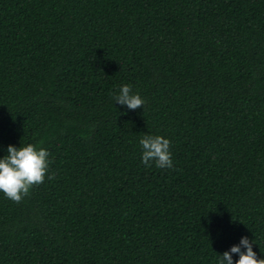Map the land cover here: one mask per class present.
Listing matches in <instances>:
<instances>
[{
	"label": "trees",
	"instance_id": "trees-1",
	"mask_svg": "<svg viewBox=\"0 0 264 264\" xmlns=\"http://www.w3.org/2000/svg\"><path fill=\"white\" fill-rule=\"evenodd\" d=\"M28 143L55 179L0 192V264L264 259V0H0V158Z\"/></svg>",
	"mask_w": 264,
	"mask_h": 264
},
{
	"label": "clouds",
	"instance_id": "clouds-1",
	"mask_svg": "<svg viewBox=\"0 0 264 264\" xmlns=\"http://www.w3.org/2000/svg\"><path fill=\"white\" fill-rule=\"evenodd\" d=\"M112 99L130 110H136L145 104L139 94L132 93L128 84L121 85L118 93H112ZM139 144L143 150L141 162L145 167H149L152 161L160 169L173 167L170 140L146 134L139 140ZM49 156L47 149L36 144H20L19 147L8 145L6 155L0 158V192L4 197L18 204L30 194V189L44 183L45 177L55 179L54 173L49 174ZM252 245L253 242L247 237H241L239 245H233L228 251L219 254L217 264H264V259L257 258ZM232 254L239 257L235 262Z\"/></svg>",
	"mask_w": 264,
	"mask_h": 264
}]
</instances>
